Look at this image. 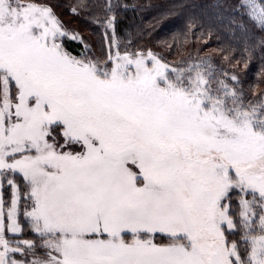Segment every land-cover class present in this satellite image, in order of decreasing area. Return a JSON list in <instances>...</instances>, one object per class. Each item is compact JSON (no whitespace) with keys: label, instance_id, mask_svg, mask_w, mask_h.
<instances>
[{"label":"snow or ice","instance_id":"snow-or-ice-1","mask_svg":"<svg viewBox=\"0 0 264 264\" xmlns=\"http://www.w3.org/2000/svg\"><path fill=\"white\" fill-rule=\"evenodd\" d=\"M241 7L264 29V0ZM68 35L51 7L0 0V264H264V96L210 58L170 67L115 33L106 58L73 55ZM22 195L36 235L13 246Z\"/></svg>","mask_w":264,"mask_h":264},{"label":"trees","instance_id":"trees-1","mask_svg":"<svg viewBox=\"0 0 264 264\" xmlns=\"http://www.w3.org/2000/svg\"><path fill=\"white\" fill-rule=\"evenodd\" d=\"M35 2L51 7L69 35L83 38L84 43L62 38L73 55L84 52L87 44L89 55L106 58L115 33L121 54L151 50L170 67L210 58L214 79H226L242 93L245 103L264 96V29L241 7L243 0H86L88 7L75 14L72 7L78 0ZM108 2L113 6L111 12L106 10ZM109 17H114V25L106 29L103 21ZM233 75L236 81L231 80ZM17 179L23 193V182ZM19 205L21 223L24 199Z\"/></svg>","mask_w":264,"mask_h":264},{"label":"rangeland","instance_id":"rangeland-1","mask_svg":"<svg viewBox=\"0 0 264 264\" xmlns=\"http://www.w3.org/2000/svg\"><path fill=\"white\" fill-rule=\"evenodd\" d=\"M36 3H39V2H36ZM39 4H41V3H39ZM125 34V36L127 35V32H125L124 33ZM71 36L72 35H68L67 37H69L70 39H71ZM61 42H62V38H61ZM95 47V49L97 48L96 46H94ZM20 178L21 180H22V177H20L18 174L16 175V177H15V179L17 180V182H18V179L17 178ZM9 178H11V177H9ZM22 182H23V180H22ZM18 184H19V182H18ZM4 185H5V187H4V189H3V191H4V199H5V203H9V205H10V201H11V188L9 187V186H7V182H6V180L4 181ZM248 198H251V197H248ZM22 199H24L23 198V196H22V198H21V200ZM20 200V201H21ZM30 201L28 202V204L30 205ZM20 204V203H19ZM18 204V213H17V220L20 218V214H19V211H20V205ZM233 204L234 205H236V200H235V197L233 198ZM9 205H7V206H5V209H4V211H5V222L7 223V216H6V213H7V207L9 206ZM236 207H237V210H238V205H236ZM23 208H25V200H24V207ZM28 210H30V207H29V209ZM24 217V216H23ZM26 221V222H25ZM18 222H19V220H18ZM20 223V222H19ZM25 223L27 224V226H28V223H27V220L25 219L23 222H21L20 224H21V227H22V232L21 233H19V234H12V233H5V238L6 239H8L11 243H12V245L13 246H15V242L16 241H18V240H25V239H34L35 238V233H33L32 231H31V229H30V227L28 226V227H26V225H25ZM28 231V232H27ZM34 234V235H33ZM235 238H239V233H237V235H236V237ZM157 242H161L160 241V237L158 236L157 237ZM0 250H2V249H0ZM42 253V250L41 249H37V254H41ZM10 255H13L15 258H17V259H21L22 257L20 256V254L19 253H15V254H10ZM25 259H32V257L31 256H29V257H24Z\"/></svg>","mask_w":264,"mask_h":264}]
</instances>
